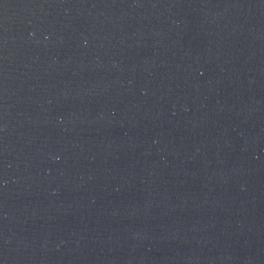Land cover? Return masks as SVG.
<instances>
[{
    "label": "water",
    "instance_id": "water-1",
    "mask_svg": "<svg viewBox=\"0 0 264 264\" xmlns=\"http://www.w3.org/2000/svg\"><path fill=\"white\" fill-rule=\"evenodd\" d=\"M0 264H264V0H0Z\"/></svg>",
    "mask_w": 264,
    "mask_h": 264
}]
</instances>
